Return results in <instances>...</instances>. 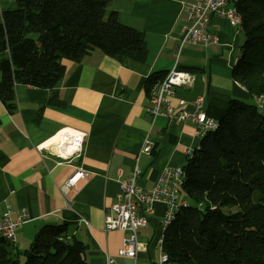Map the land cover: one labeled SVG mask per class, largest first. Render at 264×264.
Masks as SVG:
<instances>
[{
    "label": "crops",
    "instance_id": "0c3cea01",
    "mask_svg": "<svg viewBox=\"0 0 264 264\" xmlns=\"http://www.w3.org/2000/svg\"><path fill=\"white\" fill-rule=\"evenodd\" d=\"M191 1L110 0L93 35L73 60L65 61L64 73L52 88L16 84L13 108L0 100V214L9 210L12 219L22 215L25 220L16 227L10 246L14 252L25 250L41 226L65 224L67 237L85 244L86 264H107V256L116 264H156L165 205L152 202L148 223L138 230L142 246L134 258L117 254L124 232L104 229L105 208L136 165L137 185L150 189L165 168L185 164L187 150L199 146L201 135L191 121L174 122L145 111L150 97L146 78L175 67L195 68L191 83L173 87L165 96L176 109L204 111L211 119L221 116L229 99L247 96L230 72L244 41L240 27L212 15L208 29L217 34L218 43L178 48L185 24L181 4ZM13 8L15 0H0V21ZM110 12L121 24L142 32L143 60L120 62L109 54ZM100 35L103 41L97 43ZM33 127L47 134L64 127L83 132L82 156L58 163L62 160L56 153L32 145L28 135ZM148 144L150 149L143 151ZM78 167L88 175L65 190ZM180 197L187 200L182 192Z\"/></svg>",
    "mask_w": 264,
    "mask_h": 264
},
{
    "label": "trees",
    "instance_id": "16d2710c",
    "mask_svg": "<svg viewBox=\"0 0 264 264\" xmlns=\"http://www.w3.org/2000/svg\"><path fill=\"white\" fill-rule=\"evenodd\" d=\"M109 2L15 0L0 21L1 102L13 108L16 84L52 88L65 61L93 35ZM233 5L244 41L230 72L248 101L229 99L216 127L204 132L183 165L181 192L189 204L175 211L163 231L162 250L172 264H264V0ZM102 41L100 35L97 43ZM106 42L120 62L146 56L142 32L121 24L115 12L107 17ZM166 73L148 75L147 94ZM255 96L262 97L261 107L250 101ZM232 206L238 209L223 210ZM66 230L65 224L43 225L20 253L0 237V264H86L85 244L69 239Z\"/></svg>",
    "mask_w": 264,
    "mask_h": 264
},
{
    "label": "built area",
    "instance_id": "2783aa9c",
    "mask_svg": "<svg viewBox=\"0 0 264 264\" xmlns=\"http://www.w3.org/2000/svg\"><path fill=\"white\" fill-rule=\"evenodd\" d=\"M231 2V0H229ZM212 15H217L231 25H234V12L231 5L226 0H195L183 2L180 8V16L185 19L182 28V36L178 48L184 44H213L218 43L217 34L209 31L208 26ZM169 84L164 92H159L158 99H152V102L145 107V111L152 115H161L174 122L191 121L202 129L205 126H212V119L204 111H190L185 108L176 109L166 98L165 93L171 92V88L191 83L193 75L184 70L172 68L169 70ZM156 89V84L152 86ZM253 103L260 104L255 98L250 99ZM202 99L196 98L195 105L200 106ZM55 132L58 134L42 132L37 127H33L29 133L32 145L37 150L48 149L56 153L62 161L58 163H71L80 158L82 153L77 152L78 143L84 142V133L69 127L61 128ZM51 134L50 137L48 135ZM150 144L142 148L147 152ZM187 150V157L190 154ZM140 169L136 165L131 175L120 183V190L116 194L113 203L105 208L104 211V229L121 230L124 232L121 246L117 254L122 257L134 258L136 252L142 244L138 241V230L144 228L148 223V216L152 214V202H161L165 205V214L162 218V225L169 223L173 218L172 208L176 204L189 202L180 197L181 190L177 189V178L185 177L183 166H174L165 168L156 182L150 189H143L137 185V179ZM88 175V172L78 167L67 179L63 188L66 190L69 186L75 184L79 178ZM22 215L12 219L9 210L0 214V232L2 239L14 244L16 240V227L24 222ZM159 248V255L156 264H165L162 260V242L159 238L156 240ZM107 264H116L114 259L107 256Z\"/></svg>",
    "mask_w": 264,
    "mask_h": 264
},
{
    "label": "bare ground",
    "instance_id": "6f19581e",
    "mask_svg": "<svg viewBox=\"0 0 264 264\" xmlns=\"http://www.w3.org/2000/svg\"><path fill=\"white\" fill-rule=\"evenodd\" d=\"M233 1L235 0H231V8L234 12V25L240 27L241 26V18H240V15L238 14L237 10H236V7L233 5ZM166 74H169V71L166 73ZM169 84V76H165L161 81H159L158 83H156V89H152L151 87V90H150V97H149V102H152V99H158L159 98V92H164L165 89L167 88ZM257 101H260L261 104H260V107L262 106V97L261 96H255L254 97ZM252 101V100H250ZM256 104L258 107H259V104L257 103H254ZM18 120L16 119L14 121V124L15 122H17ZM216 127V124L215 122H213L212 120V126H205L203 127L202 129H200L199 131V134L202 135L204 134L205 131L209 130V129H214ZM55 134H58V132H54L52 133V135H55ZM51 134L48 135V137H50ZM83 151V143H78L77 145V152L78 153H82ZM192 154V151L190 152V154L188 155V157H190ZM184 179L185 177H178L177 178V189L178 190H181L182 189V186H183V183H184ZM189 202H184L182 204H176L173 206L172 208V216H174V213L175 211L181 206V205H188ZM0 237L2 238V232H0ZM7 241V239H4ZM159 242H163V237H159ZM162 260L163 261H166L165 264H172L170 261H169V258H168V255L162 250Z\"/></svg>",
    "mask_w": 264,
    "mask_h": 264
},
{
    "label": "rangeland",
    "instance_id": "374dc122",
    "mask_svg": "<svg viewBox=\"0 0 264 264\" xmlns=\"http://www.w3.org/2000/svg\"><path fill=\"white\" fill-rule=\"evenodd\" d=\"M234 98H235V99H238V100H241V101H245V102L248 101L246 95H243V96H242V95H236V96H234ZM222 109H223V112H222L221 116H220L218 119L212 118L216 123H217L218 120L222 117V115H224L225 110H226V106H222ZM237 209H238L237 206H232L231 208H223V210H224L225 212H229V211L233 212V211H236ZM22 260H23V258H21V261H22Z\"/></svg>",
    "mask_w": 264,
    "mask_h": 264
}]
</instances>
